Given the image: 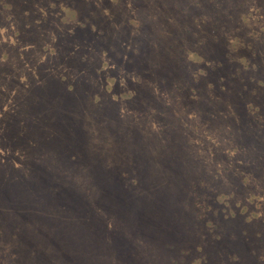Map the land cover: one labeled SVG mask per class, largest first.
Returning <instances> with one entry per match:
<instances>
[{"label": "rangeland", "instance_id": "1", "mask_svg": "<svg viewBox=\"0 0 264 264\" xmlns=\"http://www.w3.org/2000/svg\"><path fill=\"white\" fill-rule=\"evenodd\" d=\"M0 264H264V0H0Z\"/></svg>", "mask_w": 264, "mask_h": 264}]
</instances>
